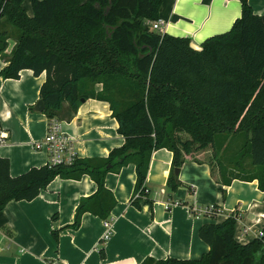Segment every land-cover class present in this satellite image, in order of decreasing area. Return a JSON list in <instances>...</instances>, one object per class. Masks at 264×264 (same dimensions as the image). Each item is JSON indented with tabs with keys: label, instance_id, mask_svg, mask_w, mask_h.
Listing matches in <instances>:
<instances>
[{
	"label": "trees",
	"instance_id": "1",
	"mask_svg": "<svg viewBox=\"0 0 264 264\" xmlns=\"http://www.w3.org/2000/svg\"><path fill=\"white\" fill-rule=\"evenodd\" d=\"M25 1L0 0V53L10 38L17 39L0 76L19 79L23 70L35 77L45 74L40 100L48 120L57 119L65 103L74 110L82 100L108 103L125 143L106 158L47 164L18 177L11 175L10 161L0 157V212L10 202L33 201L56 178L89 176L97 191L81 200L72 227L79 228L86 213L108 221L116 199L106 177L130 164L137 175L132 203L139 209L149 195L152 155L161 149L173 153L171 193L183 185L175 170L203 154L224 185L257 179L247 175L250 160L264 189V16L249 0H239L242 14L231 30L210 37L201 50L189 38L151 30L149 23L160 20L164 0H33V17ZM233 140L239 142L230 150ZM228 165L236 170L229 177ZM238 218L234 213L200 228L199 237L210 247L200 259L142 264H264V237L239 243Z\"/></svg>",
	"mask_w": 264,
	"mask_h": 264
},
{
	"label": "crops",
	"instance_id": "2",
	"mask_svg": "<svg viewBox=\"0 0 264 264\" xmlns=\"http://www.w3.org/2000/svg\"><path fill=\"white\" fill-rule=\"evenodd\" d=\"M32 2H24L29 17L34 15ZM249 4L257 15L264 16V0H249ZM241 14L239 0H164L159 17L166 23L157 33L189 38L191 46L201 50L210 37L230 31ZM16 45L17 39L10 38L8 48L0 53V73L10 65ZM45 81V74L35 77L31 70L21 71L19 79L0 76V157L10 161L13 177L49 162L44 144L49 120L44 112L34 109ZM57 119L72 139L78 158H106L125 143L108 103L89 99L77 110L65 103ZM205 156L183 164L179 174L183 185L171 193L167 182L173 153L167 149L155 151L146 181L149 195L141 200L139 209L132 203L135 165L117 174L109 173L105 185L113 193L116 206L111 213L112 236L104 242V221L93 214H84L79 228L72 227L81 200L97 191V184L89 176L80 180L56 178L33 201L10 202L0 212V264L197 260L210 250L199 237L200 228L222 223L234 213L239 215L236 240L241 244L252 242L264 228V189L259 185L258 167L248 160L247 175L257 179H234L224 185L218 174L214 176V165L205 161ZM228 166L227 177L236 171L235 166ZM206 206L218 207L219 214L200 219L191 215L192 207ZM102 250L105 258L101 257Z\"/></svg>",
	"mask_w": 264,
	"mask_h": 264
},
{
	"label": "built area",
	"instance_id": "3",
	"mask_svg": "<svg viewBox=\"0 0 264 264\" xmlns=\"http://www.w3.org/2000/svg\"><path fill=\"white\" fill-rule=\"evenodd\" d=\"M165 23L164 20L160 19L149 23V26L153 32H161V28ZM44 144L50 155L48 164L71 165L78 158L72 139L63 132L61 123L58 119L49 120ZM146 192H148V190H146ZM137 197H139V195H137ZM190 212L195 219H200L205 216L209 217L211 215H218L220 210L215 206H206L192 207ZM104 225L106 228V234L103 237V242L109 240L112 236L113 219L111 218L108 221H104ZM244 233H247V230H245ZM263 237L264 232L260 231L257 238Z\"/></svg>",
	"mask_w": 264,
	"mask_h": 264
},
{
	"label": "water",
	"instance_id": "4",
	"mask_svg": "<svg viewBox=\"0 0 264 264\" xmlns=\"http://www.w3.org/2000/svg\"><path fill=\"white\" fill-rule=\"evenodd\" d=\"M85 100H82V103H84ZM37 112H44L45 110V105H44V102L42 100H39L34 108ZM175 174L176 176H179L180 174V169H176L175 170Z\"/></svg>",
	"mask_w": 264,
	"mask_h": 264
},
{
	"label": "rangeland",
	"instance_id": "5",
	"mask_svg": "<svg viewBox=\"0 0 264 264\" xmlns=\"http://www.w3.org/2000/svg\"><path fill=\"white\" fill-rule=\"evenodd\" d=\"M239 141H236V140H233L232 141V144H231V148H230V150H234L235 149V146H236V143H238ZM224 157V154H221V158H223Z\"/></svg>",
	"mask_w": 264,
	"mask_h": 264
}]
</instances>
